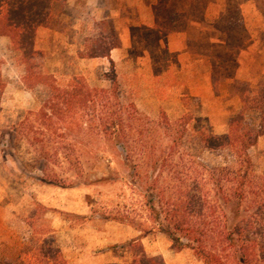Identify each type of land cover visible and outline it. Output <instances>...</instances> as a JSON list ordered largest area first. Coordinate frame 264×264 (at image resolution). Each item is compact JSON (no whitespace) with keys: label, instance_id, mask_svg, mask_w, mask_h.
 Returning <instances> with one entry per match:
<instances>
[{"label":"rangeland","instance_id":"obj_1","mask_svg":"<svg viewBox=\"0 0 264 264\" xmlns=\"http://www.w3.org/2000/svg\"><path fill=\"white\" fill-rule=\"evenodd\" d=\"M249 3L243 10L248 44L256 40L258 52L264 53V17L255 0ZM94 14L85 10L83 1L76 8L55 4L49 23L38 30L37 67L61 84L84 77L95 88L110 89L115 73L123 106L138 110L137 117L145 119L148 128L164 123L163 114L173 123L189 120L191 132L183 140L184 148L194 147L200 129L225 133L241 106L240 84H258L264 77L256 66L249 67L242 52L233 60L222 52L215 57L220 37L211 20L190 24L186 51L172 53L160 36L144 29L132 30L130 40L126 21L120 18L115 27L122 47L110 59L85 58L96 36L111 34L108 25L94 23ZM241 61L245 65L239 74ZM25 74L22 54L8 37H0V264H35L33 254L43 244L59 248L68 264H132L136 255L159 257L167 264H204L192 251L175 248L164 234L143 232L117 219L126 210L132 212L130 202L120 198L131 193L122 181L99 182L111 162L115 172L123 174L121 153L100 135L84 128L65 139L75 145L82 169L73 172L66 164H51L44 172L48 160L30 144L28 136L34 133L27 135L21 125L30 112L40 109L43 95L24 87ZM163 141L166 144L167 137ZM249 155L255 173L263 176L264 137ZM57 179L67 185L53 184ZM136 210L144 217L136 222L149 228L147 211L141 206ZM259 240L254 264H264V237Z\"/></svg>","mask_w":264,"mask_h":264},{"label":"trees","instance_id":"obj_2","mask_svg":"<svg viewBox=\"0 0 264 264\" xmlns=\"http://www.w3.org/2000/svg\"><path fill=\"white\" fill-rule=\"evenodd\" d=\"M255 1L264 17V0ZM65 3L0 0V37H8L22 54L24 87L43 95L40 109L30 112L21 125L27 135L34 133L28 136L30 144L48 160L44 172L51 164H66L73 172L82 169L75 145L65 139L86 128L121 153L123 174L115 172L111 162L108 173L99 180L104 184L122 181L131 193L120 196L123 203L130 202L132 212L126 210L119 221L143 232L164 234L175 248L192 251L204 264H254L259 239L264 237V175L255 173L249 150L264 137V77L255 86L240 84L241 106L225 133L200 129L195 132L194 147L184 148L183 140L191 132L189 120L173 123L163 114L164 123L148 128L145 119L137 117L138 110L123 106L115 73L110 89L95 88L84 77L61 84L37 67L36 57L41 55L36 48L38 30L49 23L53 6ZM216 3L155 0L156 29L163 37L185 31L193 22H205ZM108 26L111 34L96 36L85 58L110 59L111 51L119 47L113 25ZM213 28L221 41L215 44V57L223 53L233 60L247 47L249 36L240 3L230 2ZM157 136L159 141L153 140ZM52 183L67 185L60 179ZM138 206L147 211L149 228L136 222L144 219ZM33 258L35 264H68L59 248L44 244ZM132 264L167 263L159 257L136 255Z\"/></svg>","mask_w":264,"mask_h":264},{"label":"crops","instance_id":"obj_3","mask_svg":"<svg viewBox=\"0 0 264 264\" xmlns=\"http://www.w3.org/2000/svg\"><path fill=\"white\" fill-rule=\"evenodd\" d=\"M78 1L84 2V8L85 10H87V12H97L96 15L94 14L96 17H98L94 21L96 25H113L120 45L118 48L113 49L111 51V54L115 50H118L122 47L120 37L118 36L115 27V25L118 24V20L120 18L126 21V29H124V31L129 34L128 38L130 40L133 39L131 35L132 30L144 29L147 32H150L151 34L160 36L161 42L164 43V47L170 52L181 53L184 52V50L186 51V48L184 47V42L186 43L187 30L169 35L167 37H163L158 33L153 13V5L155 3V0H66V3L63 6L76 8ZM251 1L252 0H246L240 3L247 31L249 27L247 24V18L243 10L247 5L250 4L249 2ZM230 2V0H217V3L214 4L207 12L206 20H211L212 22H215V20L219 17V13L224 10ZM216 42L219 43L221 41L216 40ZM256 45V40L248 44L247 47L242 51L241 57L243 58L245 57V55L248 56V59L246 60L247 63L249 62V67H253L254 65L256 66V71L264 73V53L258 52ZM244 61H241V66L243 67L241 68L239 74L241 73V71L244 70ZM255 84H257V82H253L251 85L253 86Z\"/></svg>","mask_w":264,"mask_h":264}]
</instances>
